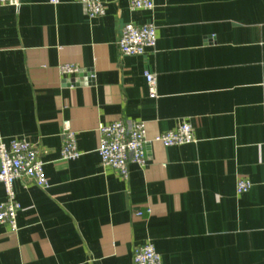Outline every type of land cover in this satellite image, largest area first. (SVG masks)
<instances>
[{
	"label": "crops",
	"instance_id": "0c3cea01",
	"mask_svg": "<svg viewBox=\"0 0 264 264\" xmlns=\"http://www.w3.org/2000/svg\"><path fill=\"white\" fill-rule=\"evenodd\" d=\"M102 2L94 18L77 0L0 5V137L34 143L49 180L14 182L21 208L17 230L0 223V264H133L147 241L163 264H264V0ZM128 22L155 25L154 49L120 52ZM115 120H142L149 137L187 121L194 141L148 144L123 179L96 152ZM66 121L72 160L59 152Z\"/></svg>",
	"mask_w": 264,
	"mask_h": 264
},
{
	"label": "built area",
	"instance_id": "2783aa9c",
	"mask_svg": "<svg viewBox=\"0 0 264 264\" xmlns=\"http://www.w3.org/2000/svg\"><path fill=\"white\" fill-rule=\"evenodd\" d=\"M50 4H57L59 0H47ZM81 3L90 18L105 14L102 0H77ZM132 9L152 11L155 0H129ZM0 5L18 6L19 0H0ZM156 27L153 23L134 24L128 22L123 25L117 40L120 52L124 55H141L156 45ZM61 73L78 71L74 64H61ZM143 76L151 98L157 96L156 75L144 70ZM62 142L60 158L63 160L76 159L81 155L77 147L75 132L68 122L62 128ZM194 141L191 125L187 121L179 123L175 128L148 136L146 124L142 120L124 122L115 120L100 124L98 127V145L96 152L102 166L113 168L123 179L128 178V164L135 163L141 168L147 163L146 146L158 142L163 146L183 145ZM264 164V155L262 158ZM24 178L33 182L41 189L49 187V180L43 169V162L37 155L35 144L24 137H13L5 142L0 137V184L4 188L5 197L0 200V223L6 224L13 231L17 230L16 216L21 208L16 199L14 182ZM250 182L244 178H236L235 192L248 190ZM140 215L141 212H138ZM133 264H163L161 255L154 245L147 241L133 249Z\"/></svg>",
	"mask_w": 264,
	"mask_h": 264
}]
</instances>
